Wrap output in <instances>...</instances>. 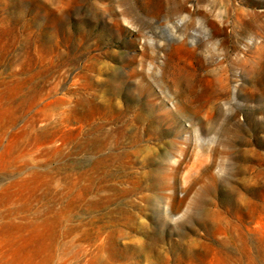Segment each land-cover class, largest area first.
Masks as SVG:
<instances>
[{
	"label": "rangeland",
	"instance_id": "1",
	"mask_svg": "<svg viewBox=\"0 0 264 264\" xmlns=\"http://www.w3.org/2000/svg\"><path fill=\"white\" fill-rule=\"evenodd\" d=\"M0 264H264V0H0Z\"/></svg>",
	"mask_w": 264,
	"mask_h": 264
},
{
	"label": "bare ground",
	"instance_id": "2",
	"mask_svg": "<svg viewBox=\"0 0 264 264\" xmlns=\"http://www.w3.org/2000/svg\"><path fill=\"white\" fill-rule=\"evenodd\" d=\"M178 6V5H177ZM179 9V8H178ZM175 9H173V11H174ZM144 127V126H143ZM137 128V127H136Z\"/></svg>",
	"mask_w": 264,
	"mask_h": 264
}]
</instances>
